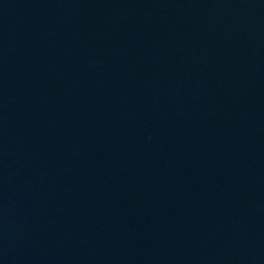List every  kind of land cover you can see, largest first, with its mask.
Returning a JSON list of instances; mask_svg holds the SVG:
<instances>
[{"label": "water", "instance_id": "obj_1", "mask_svg": "<svg viewBox=\"0 0 264 264\" xmlns=\"http://www.w3.org/2000/svg\"><path fill=\"white\" fill-rule=\"evenodd\" d=\"M0 264H264V0H0Z\"/></svg>", "mask_w": 264, "mask_h": 264}]
</instances>
